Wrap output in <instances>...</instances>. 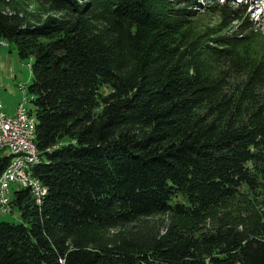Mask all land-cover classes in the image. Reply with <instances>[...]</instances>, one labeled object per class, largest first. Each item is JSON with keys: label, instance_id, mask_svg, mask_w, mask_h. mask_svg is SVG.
Wrapping results in <instances>:
<instances>
[{"label": "trees", "instance_id": "1", "mask_svg": "<svg viewBox=\"0 0 264 264\" xmlns=\"http://www.w3.org/2000/svg\"><path fill=\"white\" fill-rule=\"evenodd\" d=\"M29 1L57 14L0 0V39L30 57L45 190L11 186L0 264H264V54L245 5L215 0L203 26L192 0ZM154 214L161 228H121Z\"/></svg>", "mask_w": 264, "mask_h": 264}, {"label": "rangeland", "instance_id": "2", "mask_svg": "<svg viewBox=\"0 0 264 264\" xmlns=\"http://www.w3.org/2000/svg\"><path fill=\"white\" fill-rule=\"evenodd\" d=\"M14 1H16L15 5L18 9L26 10L32 16L36 17L35 19L37 20H42L46 15H49V14H57L49 10L50 8L47 7V5L45 4L35 3L29 0H14ZM213 1L215 0H192V3L188 5L189 8L194 9L195 11L202 10V12H200L199 15L196 17V20L194 21L195 24L199 22L200 25L208 26L211 24L218 23L219 17L217 13L209 12L208 7H207L208 4ZM216 1L223 2L230 6H235L237 5L238 2L242 3V5H245L244 14H246L249 17V19H251L252 21H255V23L259 25L258 34L253 39L249 47L252 49V51L258 53L256 57L261 58V56H263L264 54L263 53L264 52V0H242V1L240 0H216ZM32 20L35 21L34 19ZM221 33H225V31L222 30L220 34ZM0 52H2L4 58L6 59V62H5V59L3 62H4V65L6 63V69L9 71L8 75L6 76L4 75L5 76L4 80L7 81L8 84L13 89V91H10L8 89L0 90V104H1L2 109L4 110V107L8 108L12 106L13 103L15 104L18 100L21 99L22 92L25 90V86L30 80V75H31L30 67H29L30 57L25 58V59H19L16 56L13 44L11 42H8L5 39L3 40L0 39ZM1 76H2V70L0 68V78ZM20 83H22L23 85L21 86L23 87L22 89L21 87H19ZM24 106L27 109L31 107V104L28 101V98L24 102ZM255 202H257L258 204L263 203L262 205H259V208L260 207L264 208V198L262 196H258ZM166 219H167L166 214H154L148 218L147 217L139 218L140 221H135L133 225L131 223H128L126 225L121 226V228H124L125 231H128L130 230V228L132 229L135 227L137 228H135L134 230L145 228V226H152V227L157 226L158 227L160 226V224H164ZM0 220L18 222L20 221L19 212L17 211L16 208H13L11 211H9L8 209L6 213L0 212ZM201 223L202 222H200L199 225H201ZM207 225H209V222L206 220L205 226Z\"/></svg>", "mask_w": 264, "mask_h": 264}, {"label": "built area", "instance_id": "3", "mask_svg": "<svg viewBox=\"0 0 264 264\" xmlns=\"http://www.w3.org/2000/svg\"><path fill=\"white\" fill-rule=\"evenodd\" d=\"M23 86L22 83L19 87ZM23 87H21L22 89ZM25 96L22 92L21 99L16 103L14 112L7 114L0 104V154L7 153L12 148H23L24 154L38 157L30 148L29 141V117L24 106ZM10 163V162H9ZM31 170L24 168L18 160V171H9V166L4 172H0V211L8 210V192L12 187H28L31 194L34 193L33 176Z\"/></svg>", "mask_w": 264, "mask_h": 264}, {"label": "bare ground", "instance_id": "4", "mask_svg": "<svg viewBox=\"0 0 264 264\" xmlns=\"http://www.w3.org/2000/svg\"><path fill=\"white\" fill-rule=\"evenodd\" d=\"M252 3V2H250ZM25 101L27 100L26 95ZM26 115L29 117V141H30V148L32 149V152L35 155H40L39 151L37 150L35 144H34V125L35 120L34 116L30 114L29 110L25 107ZM6 155L11 156V163L9 165V171H18V160L22 163L24 168L31 169V166L36 163L39 158L38 157H31L28 154H24L23 148H12L7 153H4ZM4 172V171H3ZM33 187H34V193H32L33 197L37 200H39L40 195L44 193V187L43 185L33 177Z\"/></svg>", "mask_w": 264, "mask_h": 264}, {"label": "crops", "instance_id": "5", "mask_svg": "<svg viewBox=\"0 0 264 264\" xmlns=\"http://www.w3.org/2000/svg\"><path fill=\"white\" fill-rule=\"evenodd\" d=\"M4 59L5 58H4L3 54H2V52H0V68L2 70V76L0 78V90H2V89H4V90L8 89L10 91H13L12 87L8 84V82L4 80L5 79V76L9 74V71L6 69V63L4 65V62H3ZM5 62H6V59H5ZM16 103L15 104L13 103V105L10 106V107H8V108L3 106L4 107V111L6 113H8V114H12L14 112V107H15Z\"/></svg>", "mask_w": 264, "mask_h": 264}]
</instances>
